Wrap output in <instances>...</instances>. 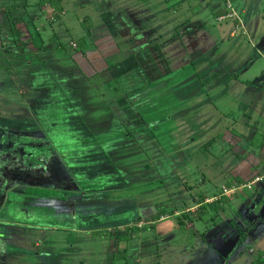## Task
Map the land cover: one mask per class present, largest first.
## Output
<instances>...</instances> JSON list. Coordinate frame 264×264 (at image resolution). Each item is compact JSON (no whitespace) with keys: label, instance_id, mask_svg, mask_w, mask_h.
Instances as JSON below:
<instances>
[{"label":"rangeland","instance_id":"1","mask_svg":"<svg viewBox=\"0 0 264 264\" xmlns=\"http://www.w3.org/2000/svg\"><path fill=\"white\" fill-rule=\"evenodd\" d=\"M234 10L239 14L246 11L242 16L248 35L240 31L237 38L246 42V51L253 59H260L255 47L261 50L264 43V0H236ZM224 23L232 24V20ZM255 25L259 26L257 37L253 34ZM75 70L77 81L72 92L66 94L63 87L52 94L46 90L48 84L27 87L0 66V133L29 132L56 149L55 159L45 164L48 170L37 172L39 179H44L40 174L46 178L42 183L35 179L41 187H16L11 194L1 195L4 203L12 199L0 210V264H108L112 259L115 264H151V259L157 264H247L237 263L239 255L233 247L259 242L257 235L264 230V198L258 189L261 184L264 187V174L258 175L261 180L253 186L237 192L250 195L249 201L230 203L226 209L221 206V217L218 208L210 205L234 199L236 196L217 201L224 189L243 183L221 185L218 191L207 193L196 188L198 180L209 174L201 173L203 170L187 174L181 165L195 126L176 121L174 145L181 151L174 155L167 151L170 139L166 138V149L159 140V127L127 126L124 117L116 119L120 109L115 101L119 98L101 103L103 94L94 86L90 88L80 69ZM204 80L202 77L199 82ZM195 85L200 86L198 82L189 86ZM260 91L264 96V89ZM255 102H259V95ZM179 103L172 111L174 117L186 112L187 102H182L181 108ZM117 121L122 125H116ZM172 127L166 126L164 135ZM204 152L208 162L214 161L209 148ZM14 153H6L2 162L9 175L22 173V168L11 166ZM50 174L61 179L60 183L70 179L72 184L67 186L71 189L46 186L55 184ZM205 182L211 183L208 178ZM184 183L191 188L188 193ZM221 183L216 181L215 185ZM201 205L206 208L202 210ZM160 214L163 216L152 223ZM132 224L139 228L129 231ZM158 227H171V237ZM143 243L147 245L142 247ZM259 261L251 264H261Z\"/></svg>","mask_w":264,"mask_h":264},{"label":"crops","instance_id":"2","mask_svg":"<svg viewBox=\"0 0 264 264\" xmlns=\"http://www.w3.org/2000/svg\"><path fill=\"white\" fill-rule=\"evenodd\" d=\"M225 12L224 0H0V66L27 87L48 84L52 94L63 87L70 94L77 81L75 67L80 69L90 88L103 94L101 103L119 98L116 119L124 117L127 126L159 127V140L166 149L170 139L167 151L174 155L181 151L174 145L176 121L195 126L189 140L185 135L189 147L181 165L187 174H209L208 185L205 177L198 180L200 191H218L221 185L264 174V43L261 50L255 47L260 59H253L246 42L237 38L240 31L248 35L246 11L224 21L232 24L217 21ZM254 28L257 37L259 26ZM193 82L200 86L190 88ZM173 84L185 85L176 90ZM178 101L180 108L187 102L186 112L174 117ZM166 126H173L167 136ZM208 148L214 161L206 160ZM183 186L188 193L191 188ZM249 196L216 203L220 216L221 206L245 203ZM158 230L171 237V227ZM258 234L259 242L233 247L240 256L237 263L260 258L264 264V230ZM151 264L157 263L151 259Z\"/></svg>","mask_w":264,"mask_h":264},{"label":"flooded vegetation","instance_id":"3","mask_svg":"<svg viewBox=\"0 0 264 264\" xmlns=\"http://www.w3.org/2000/svg\"><path fill=\"white\" fill-rule=\"evenodd\" d=\"M6 133H0V210L6 206L9 198L4 203V198L1 195L4 193H10L16 187L27 186H39L35 182V179H39V174L37 172H45L48 170L47 165L48 161H53L55 159V148L53 144H43L42 139L40 137L35 136L34 134L28 133H16L15 135L7 136ZM14 139V141H13ZM55 149V150H54ZM3 150V151H2ZM14 153V162L11 165L13 168H18L22 173H15L12 175L8 174V170L6 172L3 171L5 168L4 163H2L5 158L4 155ZM50 155V156H49ZM58 155V154H57ZM48 156V157H47ZM6 157V156H5ZM47 157V158H46ZM30 165V170H26L25 166ZM32 170V171H31ZM39 170V171H38ZM23 174V175H22ZM48 175V173H47ZM51 176V174H50ZM38 177V178H37ZM40 177L44 179H39L42 183L46 178L40 174ZM61 178V176H59ZM50 178V177H49ZM50 180L55 183L54 185H46L59 188L60 190L64 189L65 191H69L71 189L67 185L71 186L70 179H62L65 182L60 183L59 180H55L52 176ZM3 182V184H2ZM46 182V181H45ZM38 188V187H37Z\"/></svg>","mask_w":264,"mask_h":264},{"label":"built area","instance_id":"4","mask_svg":"<svg viewBox=\"0 0 264 264\" xmlns=\"http://www.w3.org/2000/svg\"><path fill=\"white\" fill-rule=\"evenodd\" d=\"M54 1H59V0H54ZM224 5H225L226 12H225V14H223L217 18L218 22H224L228 19H234V18L239 19L238 14L234 10L233 0H224ZM54 20H55V17H53L52 21H54ZM73 46H76V45L74 44ZM260 180H261V178L259 176H256V177H254V179H251V180L241 184L240 186H230V187L224 189L223 192H221V195L219 197H217V201L222 199L223 197H227V198L235 197L239 190L250 188L251 186H253L256 182H258Z\"/></svg>","mask_w":264,"mask_h":264},{"label":"trees","instance_id":"5","mask_svg":"<svg viewBox=\"0 0 264 264\" xmlns=\"http://www.w3.org/2000/svg\"><path fill=\"white\" fill-rule=\"evenodd\" d=\"M210 207H211V209L213 208V209H217L218 207H217V205H215V204H211L210 205ZM202 210H204L206 207L204 206V205H201V207H200ZM158 216H163L162 214H160V215H158ZM158 216H156V218L158 217ZM139 221V220H138ZM136 227H138V226H136V225H129V228H131L129 231H132L133 229H136ZM139 228V227H138ZM257 262H258V260H257Z\"/></svg>","mask_w":264,"mask_h":264},{"label":"water","instance_id":"6","mask_svg":"<svg viewBox=\"0 0 264 264\" xmlns=\"http://www.w3.org/2000/svg\"><path fill=\"white\" fill-rule=\"evenodd\" d=\"M4 193H5V191H4ZM4 193H3V195H4ZM222 210H224V209H221V211H222Z\"/></svg>","mask_w":264,"mask_h":264}]
</instances>
